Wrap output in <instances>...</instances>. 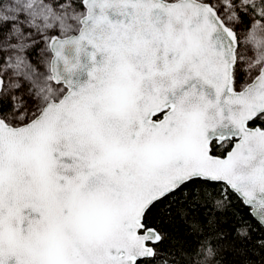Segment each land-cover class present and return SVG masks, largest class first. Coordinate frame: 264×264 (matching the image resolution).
Returning a JSON list of instances; mask_svg holds the SVG:
<instances>
[{
	"label": "snow or ice",
	"instance_id": "6c2138e0",
	"mask_svg": "<svg viewBox=\"0 0 264 264\" xmlns=\"http://www.w3.org/2000/svg\"><path fill=\"white\" fill-rule=\"evenodd\" d=\"M0 264H264V0H0Z\"/></svg>",
	"mask_w": 264,
	"mask_h": 264
}]
</instances>
